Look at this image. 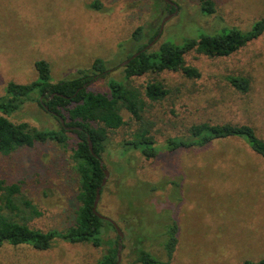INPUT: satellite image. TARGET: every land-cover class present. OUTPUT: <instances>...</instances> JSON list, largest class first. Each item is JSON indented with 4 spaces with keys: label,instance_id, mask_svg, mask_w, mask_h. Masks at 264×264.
Listing matches in <instances>:
<instances>
[{
    "label": "rangeland",
    "instance_id": "obj_1",
    "mask_svg": "<svg viewBox=\"0 0 264 264\" xmlns=\"http://www.w3.org/2000/svg\"><path fill=\"white\" fill-rule=\"evenodd\" d=\"M169 1L177 6L176 15L165 10L163 0H0V98L8 83L35 81L38 61L49 65L51 81L58 82L102 59L108 72L89 90L106 93L108 80L121 76L123 52L118 45L136 28H156L168 16L156 46L162 42L180 46L184 38L221 28L247 31L264 19V0H211L216 12L207 17L201 14L198 0ZM94 2L100 9L91 7ZM184 62L198 71V78L163 72L130 82L142 95L144 87L154 82L168 91L159 102L143 97L144 121L159 154L148 160L139 152L123 154L122 142L130 140L139 125L121 111L126 125L108 135V153L102 162L109 176L98 211L123 234L118 264H140L139 248L166 262L160 243L170 222L177 227L170 264L258 262L264 259V159L241 140L172 152L165 145L170 138L187 136V130L200 123L247 125L264 140V33L229 57L191 52ZM227 76L248 78L250 91H235ZM7 118L40 131L59 129L58 122L36 103H26ZM68 136L67 146L36 144L0 154V181L18 184L41 214L26 222L30 229L63 231L73 221L75 140ZM144 184L156 190L148 193ZM101 240L100 247L58 241L44 252L4 246L0 264H99L109 251L118 249L113 226L104 225Z\"/></svg>",
    "mask_w": 264,
    "mask_h": 264
},
{
    "label": "trees",
    "instance_id": "obj_2",
    "mask_svg": "<svg viewBox=\"0 0 264 264\" xmlns=\"http://www.w3.org/2000/svg\"><path fill=\"white\" fill-rule=\"evenodd\" d=\"M198 3L203 16L215 14L213 1L198 0ZM91 7L100 9V4L94 2ZM165 10L174 12V8L168 4ZM159 29L160 26H149L146 29L140 26L127 41L118 45V50L122 49L123 52L119 57L120 62L130 61L122 67L119 79L108 80L106 93L89 90L93 83L108 72L102 59L94 60L90 69L78 71L75 77L58 82L51 81L49 65L38 61L34 66L37 74L35 81L26 85L7 84L5 94L0 98V154L6 156L21 148H33L36 144L53 143L67 146L70 142L68 134L74 135L75 148L71 160L72 173L77 184V209L73 213V221L63 231L41 232L30 229L26 222L40 217L41 214L25 199L18 184L0 181V249L4 246H28L44 252L58 241L67 244L90 243L94 247H100L104 225H112L94 214L93 205L104 178L100 161H103L104 155L108 153V135L126 125L121 111H126L139 125V130L131 135V139L122 142L123 154L139 152L147 160L155 159L159 154V148L144 121L146 104L143 97L150 102H159L168 95V91L162 84L154 82L144 87L142 95L130 82L146 74L158 75L163 72H180L188 79H196L199 77L198 71L185 66L184 57L188 53L195 52L208 58L229 57L263 35L264 19L253 23L247 31L221 28L215 33L208 31L195 38H184L180 46L171 42H162L156 46V41L144 51L158 35ZM134 54L138 55L132 59ZM226 81L241 94L250 91V81L246 77L227 76ZM26 103H36L58 122L59 129L40 131L29 128L25 123H12L7 117ZM59 117L64 121V126L61 125ZM186 135L168 139L166 151L203 149L214 142L241 140L256 156L264 159V140L247 125L200 123L191 126ZM144 187L148 193L156 190L148 184H144ZM105 189L106 186L101 188L100 197ZM176 233L177 227L170 222L161 236L160 247L165 253L166 262H158L143 248H139L136 253L137 262L170 264L177 244ZM140 241L139 238L138 242ZM116 254L117 248L109 251L99 264H116ZM242 264H264V259L258 262L245 261Z\"/></svg>",
    "mask_w": 264,
    "mask_h": 264
},
{
    "label": "water",
    "instance_id": "obj_3",
    "mask_svg": "<svg viewBox=\"0 0 264 264\" xmlns=\"http://www.w3.org/2000/svg\"><path fill=\"white\" fill-rule=\"evenodd\" d=\"M163 1H164L166 4H168L170 7H173V8H174V12H173L172 15H176V13H177V6H176L173 2H171V1H169V0H163ZM169 18H170V16H168V17H166V18H164V19L162 20V22H161V24H160V29H159V33H158V35L154 38L153 42H152L149 46H147V47L144 49V51H145V50H148L150 47H152V46L155 44L156 41L159 40V37L161 36L162 31H163L164 25H165V23L169 20ZM137 55H138V54H134V55L132 56V59L135 58V57H137ZM129 61H130V60H127V61L123 62L120 66L123 67V66L127 65ZM45 110H47L46 107H45ZM54 116H56V115H54ZM58 119H59L61 125L64 126V121L62 120V118L59 117ZM72 129H74V128H67V130H72ZM88 142H89V140H88ZM89 148H90V150L92 151V145H91L90 142H89ZM100 168L103 170V173H104V178H103L102 183H101V188H102V187L105 186L109 174H108V171L104 168V164H103L102 161H100ZM101 188H99V189L97 190L96 198H95L94 205H93V212H94V214H95L98 218H100V219H102V220H105V221L109 222V223L113 226V228H114V230H115V232H116V234H117V236H118V243H119V245H118V249H117V261H116V264H118L119 259H120V257H119V253H120V250H121V245H120V243H121V241H122L123 234L121 233V231H120V229H119V227L117 226L116 223H114V222H113L112 220H110L109 218L102 216V215L97 211V206H98V203H99V201H100V190H101Z\"/></svg>",
    "mask_w": 264,
    "mask_h": 264
},
{
    "label": "flooded vegetation",
    "instance_id": "obj_4",
    "mask_svg": "<svg viewBox=\"0 0 264 264\" xmlns=\"http://www.w3.org/2000/svg\"><path fill=\"white\" fill-rule=\"evenodd\" d=\"M119 244V243H118Z\"/></svg>",
    "mask_w": 264,
    "mask_h": 264
}]
</instances>
